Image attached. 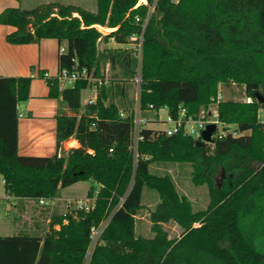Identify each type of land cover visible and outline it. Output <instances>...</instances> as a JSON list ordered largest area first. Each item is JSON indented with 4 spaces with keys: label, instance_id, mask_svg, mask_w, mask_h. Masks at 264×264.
<instances>
[{
    "label": "trees",
    "instance_id": "16d2710c",
    "mask_svg": "<svg viewBox=\"0 0 264 264\" xmlns=\"http://www.w3.org/2000/svg\"><path fill=\"white\" fill-rule=\"evenodd\" d=\"M138 2L96 0L94 12L52 2L0 13V25L15 29L5 38L8 44L54 39L65 45L59 70L86 68L103 79V56L114 73L81 114L85 81L60 90L56 78L41 75L49 97L71 113L56 118L57 144L70 138L78 143L52 157L17 153V105L28 98L31 78L0 77L5 193L38 205L39 199H55L61 189L89 182L86 197L94 198L87 212L52 214L47 229L36 221L17 235L0 236V264H264V123L259 119L264 110V0H146L147 5L136 7ZM150 6L154 12L148 17ZM96 26L113 30L103 35ZM141 34L140 63L128 49H105L99 55V42L127 45ZM138 71L141 112L164 108L175 118L183 109L196 118L220 88L237 89L238 100L216 104L225 135L198 147L200 140L182 133L167 136L143 128L135 158L134 111L124 102L126 85ZM244 97L251 102H243ZM167 163L190 166L191 183L207 189L205 210L194 212L169 175L151 173L152 165ZM143 190L158 196L148 215L150 238L136 233ZM169 223L182 230L179 237H169L164 228ZM101 225L87 259L91 231Z\"/></svg>",
    "mask_w": 264,
    "mask_h": 264
},
{
    "label": "rangeland",
    "instance_id": "374dc122",
    "mask_svg": "<svg viewBox=\"0 0 264 264\" xmlns=\"http://www.w3.org/2000/svg\"><path fill=\"white\" fill-rule=\"evenodd\" d=\"M7 2H13L16 8L31 9L36 5L42 3H52L60 2L63 4H73L82 7L85 10L94 12L96 9V0H5ZM141 3L145 0H140ZM10 5V4H8ZM97 29L106 35L108 32L102 27H97ZM139 41L130 42L127 45H121L120 48L128 49L131 51L135 57L140 54ZM115 48V43L112 40L108 42L101 41L98 43L99 55H104L105 49ZM103 57V56H102ZM101 57L100 69L101 73L105 75L107 79H110L114 73L110 70L105 71V60ZM138 91L139 88L134 81L129 82L126 85L127 97L124 104L132 111H136L138 106ZM238 92L234 88H223L221 89V94L224 100H238V96L234 93ZM81 98V109L79 114L83 113L86 101L91 95L89 90L82 91L80 93ZM113 101L117 104L120 103L118 97H114ZM68 114L71 113L68 111ZM142 117L147 120L145 128L160 130L165 127L160 123L154 121L156 118L154 112L141 113ZM160 119H165V113L160 111L158 113ZM259 118L264 122V112L259 113ZM218 131H222V126L218 125ZM230 132L234 131L233 127L228 128ZM151 173L157 176L169 175L176 185V189L179 195L185 196L192 204L194 212L205 210L208 204L207 189L205 186H194L190 181L191 168L189 165H179L173 163L152 165L150 168ZM90 187L89 182H78L72 186L61 189L58 200L52 204L50 200H46V205L40 206L35 202H19L14 198L7 197L3 188V180L0 176V236H13L19 234L22 230L27 229L32 226L38 219V217H50L52 214L56 215H69L76 209L75 202L78 200H84L86 192ZM76 200V201H75ZM158 202V196L155 192L149 190H143L142 194V209L138 212L136 216V233L144 238H150L152 236L150 232V223L148 221L149 212L154 208L155 204ZM52 204V205H51ZM49 208V210H47ZM42 225L47 226V223L41 222ZM46 228V227H45ZM169 237L171 239L180 236L182 230L174 223H169L164 226ZM94 241L92 240L87 253V259L90 253V249Z\"/></svg>",
    "mask_w": 264,
    "mask_h": 264
},
{
    "label": "crops",
    "instance_id": "0c3cea01",
    "mask_svg": "<svg viewBox=\"0 0 264 264\" xmlns=\"http://www.w3.org/2000/svg\"><path fill=\"white\" fill-rule=\"evenodd\" d=\"M13 4V2L0 0V13L6 8H16ZM14 30L11 26L0 25V77L31 78L28 98L17 105L18 113L21 114L17 123V153L21 156L39 157L63 155L69 149L78 147V143L75 139L70 138L59 145L57 144L56 118L62 112L68 114V110L64 109L58 100L49 97V87L41 75L47 74L50 77H56L59 72V49L65 45H59L54 39H42L36 44L11 45L6 42L5 38ZM120 46L115 44V48H120ZM261 111L264 112V110H260L259 113ZM260 121L262 120L260 119ZM59 197L58 193L55 199L50 200L52 204ZM14 199L27 203L33 201ZM49 218L38 217L37 221L39 223L45 221L48 225ZM44 227L47 229V226ZM54 228L57 230L58 226H54Z\"/></svg>",
    "mask_w": 264,
    "mask_h": 264
},
{
    "label": "built area",
    "instance_id": "2783aa9c",
    "mask_svg": "<svg viewBox=\"0 0 264 264\" xmlns=\"http://www.w3.org/2000/svg\"><path fill=\"white\" fill-rule=\"evenodd\" d=\"M140 4H144L147 5V2L145 0V2L141 3L140 0L137 3L136 7ZM154 12V6H150L149 7V12H148V17ZM148 17L145 19L144 24L142 26V29L144 30L147 21H148ZM136 21L138 22L139 19L136 18ZM139 41V50L141 53V45H142V34L138 37L133 36L130 38L131 42H135V41ZM65 53V47H61L59 49V55H62ZM140 54L138 55L137 60L140 63ZM109 69V63L105 64V71L107 72ZM44 78H50V76H48L47 74L43 75ZM56 81L58 84L59 89H64L67 87H73L75 82L77 81H85L87 83V90L90 91L92 97L89 98L86 101V105H90L93 104L96 100V96L98 93L99 88L104 85L107 82V78L104 75V78H98V77H94L92 76L86 68H81V69H74L71 72H68L66 69H61L59 70L58 74L56 75ZM134 82L137 84L138 88L140 87V74L139 71L137 73V76L134 78ZM138 100H139V91H138ZM223 97L221 94V88L219 89L216 97H215V101L213 102L212 105H210L206 110L201 109L198 116L196 118H192V117H187L185 115V111L183 109H179L178 115L177 117H172L170 116L166 109H159L158 111L152 110V108L150 107V110L146 111V112H154L156 118H154V121H156L157 123H160L161 125H163L165 128L164 129H160L161 131H163L167 136H172L175 135L177 133H182L183 135L189 136L194 140H201V133L202 131L205 129V127L209 124H215L216 126V130L212 135V139L214 137H222L223 135H225V132H223V129L221 132L218 131V125H220L217 121V111H216V104L220 101H223ZM243 102L245 103H250L251 102V98L249 97H244L242 99ZM160 111H163L165 113V119H160L158 116V113ZM146 112H141L139 109V101H138V106L136 108V111H134V116H133V131H132V145H131V149L134 153L135 158L137 157V147L138 144L140 142H142L143 137L140 134V131L145 128V125L147 123V120L145 118L142 117L141 113H146ZM21 114L18 113V117H20ZM120 116H123V114L121 113ZM159 130V129H158ZM212 144V143H211ZM208 144V145H211ZM112 150H109V152H111ZM46 200L44 199H39L37 200L38 205L43 206L46 205L45 203ZM93 203H94V198H85L84 200H78L75 202L76 204V209L77 210H83L85 212L89 211L92 209L93 207ZM66 223V221L64 222ZM59 228V226H58ZM103 228V225H101L99 228L97 229H92V240L94 241V243L96 242L101 230ZM93 243V245H94Z\"/></svg>",
    "mask_w": 264,
    "mask_h": 264
},
{
    "label": "water",
    "instance_id": "95a60500",
    "mask_svg": "<svg viewBox=\"0 0 264 264\" xmlns=\"http://www.w3.org/2000/svg\"><path fill=\"white\" fill-rule=\"evenodd\" d=\"M216 130L215 124H209L201 133V140L196 143V146L202 147L205 144H211L213 142L212 135Z\"/></svg>",
    "mask_w": 264,
    "mask_h": 264
},
{
    "label": "bare ground",
    "instance_id": "6f19581e",
    "mask_svg": "<svg viewBox=\"0 0 264 264\" xmlns=\"http://www.w3.org/2000/svg\"><path fill=\"white\" fill-rule=\"evenodd\" d=\"M96 27H99V26H96ZM104 30L108 33H110L113 29H108V28H104Z\"/></svg>",
    "mask_w": 264,
    "mask_h": 264
}]
</instances>
